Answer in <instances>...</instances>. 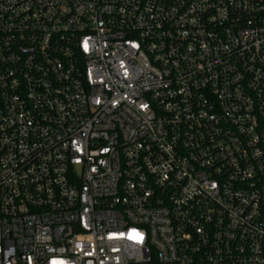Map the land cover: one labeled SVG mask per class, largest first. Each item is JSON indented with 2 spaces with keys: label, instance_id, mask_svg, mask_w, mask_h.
I'll return each mask as SVG.
<instances>
[{
  "label": "built area",
  "instance_id": "obj_1",
  "mask_svg": "<svg viewBox=\"0 0 264 264\" xmlns=\"http://www.w3.org/2000/svg\"><path fill=\"white\" fill-rule=\"evenodd\" d=\"M0 264H264V0H0Z\"/></svg>",
  "mask_w": 264,
  "mask_h": 264
}]
</instances>
